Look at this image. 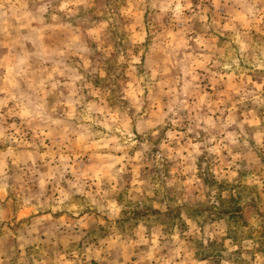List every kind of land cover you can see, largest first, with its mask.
<instances>
[{
  "label": "rangeland",
  "instance_id": "obj_1",
  "mask_svg": "<svg viewBox=\"0 0 264 264\" xmlns=\"http://www.w3.org/2000/svg\"><path fill=\"white\" fill-rule=\"evenodd\" d=\"M0 264H264V0H0Z\"/></svg>",
  "mask_w": 264,
  "mask_h": 264
},
{
  "label": "trees",
  "instance_id": "obj_2",
  "mask_svg": "<svg viewBox=\"0 0 264 264\" xmlns=\"http://www.w3.org/2000/svg\"><path fill=\"white\" fill-rule=\"evenodd\" d=\"M225 202V201H224ZM221 202L215 209L213 213L218 216H226V217H241L242 215V208L240 205H237L235 203H232V199H230L227 202Z\"/></svg>",
  "mask_w": 264,
  "mask_h": 264
}]
</instances>
